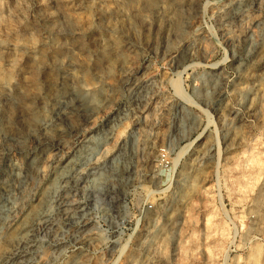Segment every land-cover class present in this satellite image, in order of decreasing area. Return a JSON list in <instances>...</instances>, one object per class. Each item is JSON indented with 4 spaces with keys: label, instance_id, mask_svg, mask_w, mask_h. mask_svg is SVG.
<instances>
[{
    "label": "rangeland",
    "instance_id": "1",
    "mask_svg": "<svg viewBox=\"0 0 264 264\" xmlns=\"http://www.w3.org/2000/svg\"><path fill=\"white\" fill-rule=\"evenodd\" d=\"M0 264H264V0H0Z\"/></svg>",
    "mask_w": 264,
    "mask_h": 264
},
{
    "label": "built area",
    "instance_id": "2",
    "mask_svg": "<svg viewBox=\"0 0 264 264\" xmlns=\"http://www.w3.org/2000/svg\"><path fill=\"white\" fill-rule=\"evenodd\" d=\"M165 155L161 154V160L164 161Z\"/></svg>",
    "mask_w": 264,
    "mask_h": 264
},
{
    "label": "bare ground",
    "instance_id": "3",
    "mask_svg": "<svg viewBox=\"0 0 264 264\" xmlns=\"http://www.w3.org/2000/svg\"><path fill=\"white\" fill-rule=\"evenodd\" d=\"M193 187V185H191V188ZM195 187V186H194ZM12 234V233H11ZM14 234V233H13ZM20 234V233H19Z\"/></svg>",
    "mask_w": 264,
    "mask_h": 264
}]
</instances>
